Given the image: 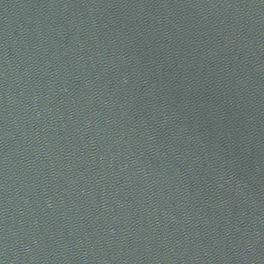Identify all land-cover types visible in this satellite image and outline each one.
<instances>
[{"label":"water","instance_id":"water-1","mask_svg":"<svg viewBox=\"0 0 264 264\" xmlns=\"http://www.w3.org/2000/svg\"><path fill=\"white\" fill-rule=\"evenodd\" d=\"M0 264H264V97L200 0H0Z\"/></svg>","mask_w":264,"mask_h":264}]
</instances>
